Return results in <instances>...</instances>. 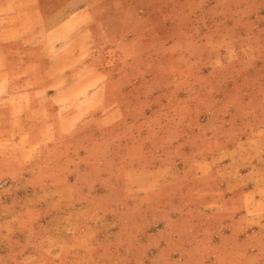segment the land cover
Here are the masks:
<instances>
[{"label": "crops", "instance_id": "0c3cea01", "mask_svg": "<svg viewBox=\"0 0 264 264\" xmlns=\"http://www.w3.org/2000/svg\"><path fill=\"white\" fill-rule=\"evenodd\" d=\"M96 16L89 0H0V103L7 106L0 111V264H122L113 250L123 247L125 217L144 210L138 202L135 211L124 203L112 206L108 187L86 181L80 170L66 174L46 153L59 138L85 131L89 120L102 129L122 117L106 67L95 62L101 38L92 32ZM7 43L22 49L7 50ZM259 125L201 160L199 175L214 169L221 180L215 191L201 193L211 208L200 210L197 222L165 209L161 214L170 218L149 233L159 246L183 238L185 247L204 249L200 257L185 251L186 263L264 264V123ZM176 179L171 165L123 167V200H161V188ZM156 209L153 202L150 214ZM135 226L131 243L140 247L143 232Z\"/></svg>", "mask_w": 264, "mask_h": 264}, {"label": "rangeland", "instance_id": "374dc122", "mask_svg": "<svg viewBox=\"0 0 264 264\" xmlns=\"http://www.w3.org/2000/svg\"><path fill=\"white\" fill-rule=\"evenodd\" d=\"M89 3L99 20L92 32L101 37L95 62L106 67L112 100L122 117L102 129L89 120L85 131L59 138L55 150L46 153L66 174L80 170L85 180L90 177L104 190L108 187L112 206L135 211V202L144 205L142 215L125 217L123 247L113 250L114 256H122V264H203L184 262L185 251L198 257L204 251L185 247L188 239L164 247L149 233L165 221V209L173 218L200 220V210L211 208L201 193L215 191L221 181L214 169L199 175L201 160L264 123V0ZM5 47L22 49L18 43ZM6 108L0 103L1 112ZM159 164L171 165L176 181L184 185H165L157 201L123 200V167L147 170ZM103 177L113 181L103 184ZM136 224L143 232L140 247L131 243ZM225 241L230 248L231 240ZM239 264L258 263L247 259Z\"/></svg>", "mask_w": 264, "mask_h": 264}]
</instances>
